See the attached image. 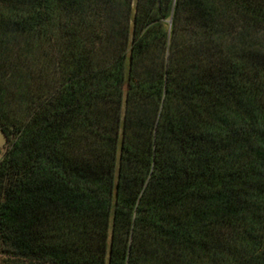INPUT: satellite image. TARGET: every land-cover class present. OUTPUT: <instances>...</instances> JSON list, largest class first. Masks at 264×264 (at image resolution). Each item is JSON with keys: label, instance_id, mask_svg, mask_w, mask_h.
<instances>
[{"label": "trees", "instance_id": "16d2710c", "mask_svg": "<svg viewBox=\"0 0 264 264\" xmlns=\"http://www.w3.org/2000/svg\"><path fill=\"white\" fill-rule=\"evenodd\" d=\"M264 0H0V264H264Z\"/></svg>", "mask_w": 264, "mask_h": 264}, {"label": "rangeland", "instance_id": "374dc122", "mask_svg": "<svg viewBox=\"0 0 264 264\" xmlns=\"http://www.w3.org/2000/svg\"><path fill=\"white\" fill-rule=\"evenodd\" d=\"M258 37L260 39H264V30L261 33H259ZM5 141H6L5 135H4L3 131L0 128V158H1V156L3 155V153H4L5 149H6V142Z\"/></svg>", "mask_w": 264, "mask_h": 264}]
</instances>
